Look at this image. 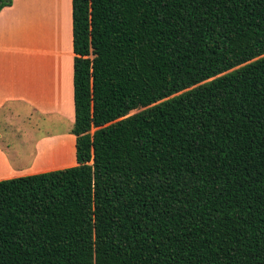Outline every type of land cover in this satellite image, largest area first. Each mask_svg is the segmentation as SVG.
<instances>
[{"label": "trees", "instance_id": "16d2710c", "mask_svg": "<svg viewBox=\"0 0 264 264\" xmlns=\"http://www.w3.org/2000/svg\"><path fill=\"white\" fill-rule=\"evenodd\" d=\"M71 3L76 164L0 180V264H264V0Z\"/></svg>", "mask_w": 264, "mask_h": 264}, {"label": "crops", "instance_id": "0c3cea01", "mask_svg": "<svg viewBox=\"0 0 264 264\" xmlns=\"http://www.w3.org/2000/svg\"><path fill=\"white\" fill-rule=\"evenodd\" d=\"M72 40L71 0L0 9V180L76 164Z\"/></svg>", "mask_w": 264, "mask_h": 264}, {"label": "rangeland", "instance_id": "374dc122", "mask_svg": "<svg viewBox=\"0 0 264 264\" xmlns=\"http://www.w3.org/2000/svg\"><path fill=\"white\" fill-rule=\"evenodd\" d=\"M137 110H139V109H134V110L130 111V114L136 112ZM58 122H59V121H56V125H55V129H56V130H57V128H59V123H58ZM25 125H26V124H25ZM65 125H66V124H65ZM66 127H67V125H66ZM33 133H35V130H33ZM19 147H22V146L20 145Z\"/></svg>", "mask_w": 264, "mask_h": 264}]
</instances>
